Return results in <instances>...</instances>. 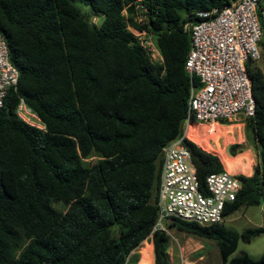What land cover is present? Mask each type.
I'll return each instance as SVG.
<instances>
[{"label": "trees", "instance_id": "trees-1", "mask_svg": "<svg viewBox=\"0 0 264 264\" xmlns=\"http://www.w3.org/2000/svg\"><path fill=\"white\" fill-rule=\"evenodd\" d=\"M234 1L0 0V32L20 72L0 108V264H137V249L150 236L154 264H171L169 235L154 227L162 150L183 133L191 85L199 84L185 68L191 42L185 25L199 10ZM136 5L147 10L142 23L134 19ZM99 16L101 25L92 21ZM129 25L153 35L163 63L151 60ZM246 69L255 114L244 122L258 161L251 175L237 172L242 187L223 220L264 198V74L255 61ZM21 98L46 130L17 116ZM188 136L183 144L208 193L207 176L227 166L203 149L211 148L194 130ZM244 149L235 143L229 153ZM173 226L214 240L223 264H264V250L257 259L247 253L229 259L239 238L250 242L264 226L239 233L223 221L177 218L166 224Z\"/></svg>", "mask_w": 264, "mask_h": 264}, {"label": "built area", "instance_id": "built-area-1", "mask_svg": "<svg viewBox=\"0 0 264 264\" xmlns=\"http://www.w3.org/2000/svg\"><path fill=\"white\" fill-rule=\"evenodd\" d=\"M261 2L235 0L222 9L199 10L197 18L185 25L191 37L185 68L191 76L199 79V84L191 85L183 133L162 150L157 201L159 216L154 231H167L166 222L174 218L201 225L222 222L226 203L234 201L242 187L238 178L241 173L224 168L208 175V193L201 191L195 166L183 140L190 139L189 132L197 131L201 125L244 122L246 117L255 114L252 82L246 65L261 57L259 41L262 38L261 21H264ZM146 11L144 6L136 5L135 21L142 23L147 18ZM123 13L126 14L125 9ZM128 29L153 62L163 63L152 34L132 25ZM19 77L18 68L10 61L8 43L0 32V108L4 106L9 90L17 88ZM16 114L29 126L46 130L45 123L23 98L16 107ZM238 115H242L244 120L239 121ZM209 143L216 145L213 138ZM203 149L215 154L209 151L211 149Z\"/></svg>", "mask_w": 264, "mask_h": 264}, {"label": "rangeland", "instance_id": "rangeland-1", "mask_svg": "<svg viewBox=\"0 0 264 264\" xmlns=\"http://www.w3.org/2000/svg\"><path fill=\"white\" fill-rule=\"evenodd\" d=\"M79 8L86 13H91L89 6H85L83 3H78ZM261 6L264 7V0L261 2ZM92 21L97 25H101L103 17H92ZM261 57L255 64L260 68L264 74V55L260 49ZM239 121H243L244 118L242 115L237 117ZM242 134L244 140L242 143L234 141L233 126H215V125H202L197 131H194L197 135V140L201 145H204L208 148L215 149L221 155V158L224 160L227 170L231 172L239 171H249L252 167V158L249 153H242L237 156H229L230 146L239 143L243 144L246 148H254L253 135L243 124L237 126L236 136H238V131ZM207 131H212L205 135ZM202 135H201V133ZM213 138L216 141V145L209 143V139ZM221 139H225L221 142ZM233 142V143H231ZM224 147V148H223ZM226 149V151H225ZM244 149V150H245ZM243 150V151H244ZM241 151V152H243ZM228 153V154H227ZM240 153V152H239ZM218 154V153H215ZM258 158L255 159V164L257 163ZM254 164V165H255ZM253 165V167H254ZM245 175V174H244ZM55 207L62 209L63 205L55 204ZM171 220H168L170 222ZM166 222V224L168 223ZM225 226L230 229H234L237 232L241 233L245 229L255 228L259 226H264V201L262 199L259 205H252L248 207H242L239 210L232 213L229 217L223 220ZM167 233L169 235V255L171 264H223L219 248L214 240H207L200 237H197L191 233H188L184 230H181L175 226L167 228ZM151 243V236L149 239L144 240L137 249L140 254V250L145 245V243ZM264 250V233L254 237L250 242L244 241L242 238H239L238 245L234 252L229 256V259L237 257L241 254L247 253L253 258L257 259L260 257Z\"/></svg>", "mask_w": 264, "mask_h": 264}, {"label": "crops", "instance_id": "crops-1", "mask_svg": "<svg viewBox=\"0 0 264 264\" xmlns=\"http://www.w3.org/2000/svg\"><path fill=\"white\" fill-rule=\"evenodd\" d=\"M261 8L262 9H264V7H262L261 6ZM239 124H243V125H245V123L244 122H232V123H230V124H222V125H220L221 127H226V126H233L234 127V132H233V138H234V141L233 142H236V141H238V142H240V143H242V140H244V138L242 137V134L240 133V130L238 131V136H236V129H237V126L239 125ZM225 139H221V142L222 141H224ZM233 142H231V143H233ZM224 148V147H223ZM209 151H212V152H215V153H218V156L220 157V159H221V156H220V154H219V152L218 151H216L215 149H211V150H209ZM225 151H226V149H225ZM242 153H249L250 154V156H251V158H252V167H251V171H250V173H248V174H245V175H251L252 173H253V165L255 164V159L256 158H258V154H257V151H256V149H254L253 147L252 148H246L243 152H240V153H237L236 155H230V153L228 154L229 156H237V155H240V154H242ZM222 161V160H221ZM224 166V165H223ZM225 168V167H224ZM237 173V172H236ZM242 174V173H241Z\"/></svg>", "mask_w": 264, "mask_h": 264}, {"label": "bare ground", "instance_id": "bare-ground-1", "mask_svg": "<svg viewBox=\"0 0 264 264\" xmlns=\"http://www.w3.org/2000/svg\"><path fill=\"white\" fill-rule=\"evenodd\" d=\"M201 135H202V133H201ZM140 252H141V257H140V260L137 264H154L153 244H151L149 242L145 243V245L142 247Z\"/></svg>", "mask_w": 264, "mask_h": 264}]
</instances>
